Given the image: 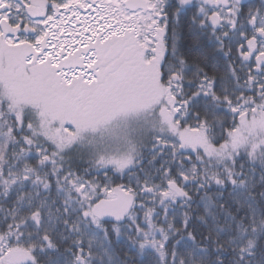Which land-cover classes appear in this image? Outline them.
<instances>
[{
  "label": "snow or ice",
  "instance_id": "6c2138e0",
  "mask_svg": "<svg viewBox=\"0 0 264 264\" xmlns=\"http://www.w3.org/2000/svg\"><path fill=\"white\" fill-rule=\"evenodd\" d=\"M0 264H264V0H0Z\"/></svg>",
  "mask_w": 264,
  "mask_h": 264
}]
</instances>
